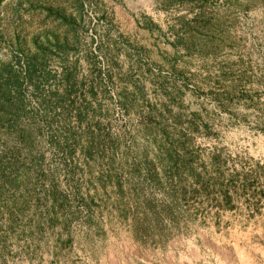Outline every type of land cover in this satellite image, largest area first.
<instances>
[{
    "label": "rangeland",
    "instance_id": "obj_1",
    "mask_svg": "<svg viewBox=\"0 0 264 264\" xmlns=\"http://www.w3.org/2000/svg\"><path fill=\"white\" fill-rule=\"evenodd\" d=\"M0 264H264V0H0Z\"/></svg>",
    "mask_w": 264,
    "mask_h": 264
}]
</instances>
